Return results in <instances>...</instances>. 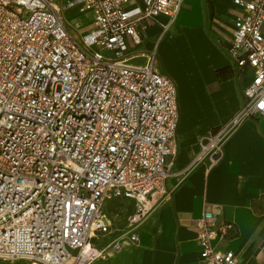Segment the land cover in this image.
Here are the masks:
<instances>
[{"label":"built area","instance_id":"2783aa9c","mask_svg":"<svg viewBox=\"0 0 264 264\" xmlns=\"http://www.w3.org/2000/svg\"><path fill=\"white\" fill-rule=\"evenodd\" d=\"M184 0H0V260L93 264L140 245V228L166 203L180 120L175 81L156 49L134 53L159 15L175 23ZM227 48L251 78L240 110L179 175L221 162L227 138L264 116V0H233ZM79 4L91 27L76 37L62 11ZM143 57L145 62L132 60ZM171 161L166 164V157ZM132 204L124 226L107 207ZM204 264H240L205 209L194 221Z\"/></svg>","mask_w":264,"mask_h":264},{"label":"crops","instance_id":"0c3cea01","mask_svg":"<svg viewBox=\"0 0 264 264\" xmlns=\"http://www.w3.org/2000/svg\"><path fill=\"white\" fill-rule=\"evenodd\" d=\"M69 1L58 0L60 6ZM184 1L188 7L168 29L164 15L140 29L142 43L134 50L142 54L156 49L166 65L164 74L176 83L179 151L167 181L171 195L142 224L138 247L93 264H204L194 221L205 209L216 213L218 226L232 225L221 248L233 250L240 264H264V116L248 118L234 130L221 162L210 172L200 165L186 177L178 173L198 153L199 137L216 133L240 110L251 78L227 51L237 11L233 0ZM81 17L88 19L89 27L77 37L92 25L90 16L79 12L72 21Z\"/></svg>","mask_w":264,"mask_h":264},{"label":"rangeland","instance_id":"374dc122","mask_svg":"<svg viewBox=\"0 0 264 264\" xmlns=\"http://www.w3.org/2000/svg\"><path fill=\"white\" fill-rule=\"evenodd\" d=\"M184 7H188V5H186V2L183 5V8ZM78 12H79V4L77 3L68 5L62 11V15L65 21L69 22L72 25L74 30L73 34L76 37L78 36L79 32L84 31L89 27V21L85 17H81L75 22L72 21V19L76 16ZM206 28L208 30V26ZM171 31L173 32V30ZM132 62L135 64H142L144 60L136 59V60H132ZM155 67L157 70L161 71L162 73L165 72V67H166L165 62L161 59V57L158 58V54L155 62ZM170 159H171L170 156L166 157V164L170 162ZM131 210H132V204L129 201L115 200L111 202L107 207V213L109 219L113 224V227L121 229L124 226L126 222V218ZM18 264H27V263L22 261Z\"/></svg>","mask_w":264,"mask_h":264},{"label":"bare ground","instance_id":"6f19581e","mask_svg":"<svg viewBox=\"0 0 264 264\" xmlns=\"http://www.w3.org/2000/svg\"><path fill=\"white\" fill-rule=\"evenodd\" d=\"M184 68H186V67H184ZM183 69V68H182ZM184 70V69H183ZM184 73V72H183Z\"/></svg>","mask_w":264,"mask_h":264},{"label":"snow or ice","instance_id":"6c2138e0","mask_svg":"<svg viewBox=\"0 0 264 264\" xmlns=\"http://www.w3.org/2000/svg\"><path fill=\"white\" fill-rule=\"evenodd\" d=\"M262 107H264V105H262Z\"/></svg>","mask_w":264,"mask_h":264}]
</instances>
